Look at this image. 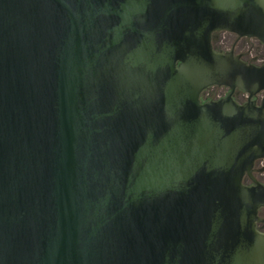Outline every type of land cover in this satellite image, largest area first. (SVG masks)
<instances>
[{
	"label": "water",
	"instance_id": "95a60500",
	"mask_svg": "<svg viewBox=\"0 0 264 264\" xmlns=\"http://www.w3.org/2000/svg\"><path fill=\"white\" fill-rule=\"evenodd\" d=\"M264 0H0V264H264Z\"/></svg>",
	"mask_w": 264,
	"mask_h": 264
},
{
	"label": "flooded vegetation",
	"instance_id": "af4514ba",
	"mask_svg": "<svg viewBox=\"0 0 264 264\" xmlns=\"http://www.w3.org/2000/svg\"><path fill=\"white\" fill-rule=\"evenodd\" d=\"M210 45L214 52L231 54L247 66L260 68L264 66V44L252 37L239 36L228 31L214 32L210 36ZM225 99L232 100L238 106L252 103L256 107L264 105V90L249 94L239 88L230 90L225 86H210L199 94L200 104L216 103ZM241 183L245 187H264V157L254 160L250 173H244ZM258 221L255 229L264 234V207L257 211Z\"/></svg>",
	"mask_w": 264,
	"mask_h": 264
}]
</instances>
